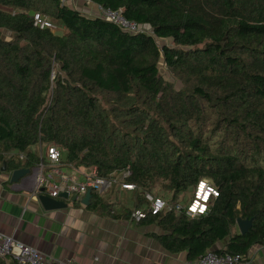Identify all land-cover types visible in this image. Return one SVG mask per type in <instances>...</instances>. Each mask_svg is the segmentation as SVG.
<instances>
[{"label":"trees","instance_id":"16d2710c","mask_svg":"<svg viewBox=\"0 0 264 264\" xmlns=\"http://www.w3.org/2000/svg\"><path fill=\"white\" fill-rule=\"evenodd\" d=\"M94 1L146 31L61 0H0V172L31 169L38 147L56 144L79 169L129 170L138 208L157 185L175 202L207 180L219 194L204 215L145 220L192 262L210 249L247 260L264 244V0ZM38 12L68 32L35 26ZM90 202L113 206L94 192ZM239 218L253 219L246 234Z\"/></svg>","mask_w":264,"mask_h":264},{"label":"crops","instance_id":"0c3cea01","mask_svg":"<svg viewBox=\"0 0 264 264\" xmlns=\"http://www.w3.org/2000/svg\"><path fill=\"white\" fill-rule=\"evenodd\" d=\"M66 5L87 14L96 3L65 0ZM68 32L64 28V34ZM43 146L38 147L42 150ZM12 172H0V233L35 247L52 260L70 264H191L187 252L172 253L155 237L164 231L156 222H137L122 216L134 209L135 190L115 187L103 197L113 204L111 212L85 206L80 200L60 198L66 206L47 210L35 194L31 175L17 182ZM112 210L115 212L113 213ZM0 264H17L0 258ZM240 264H264V244L255 246Z\"/></svg>","mask_w":264,"mask_h":264},{"label":"built area","instance_id":"2783aa9c","mask_svg":"<svg viewBox=\"0 0 264 264\" xmlns=\"http://www.w3.org/2000/svg\"><path fill=\"white\" fill-rule=\"evenodd\" d=\"M63 3L65 0H61ZM86 5L95 4L94 0H81ZM97 4V3H96ZM96 12L89 15L98 16L102 19L116 24L121 30L128 33L145 32L146 28L136 21L127 19L121 10H114L108 7L96 5ZM35 26L40 28H49L52 31L56 26L50 18L35 13ZM55 32V31H54ZM13 155H7L11 158ZM19 159L24 161L26 156L19 154ZM40 161L31 168V177L33 180L35 194L48 195L53 198H61L63 193H68L69 197L77 196L82 200L88 191L91 190L101 197L111 194L112 190L118 185L124 190H135L136 185L126 182V178L131 175L129 170H124L115 177H104L98 174L97 168L83 170L75 165L68 164L63 158V149L56 144H48L44 151L40 153ZM201 185L204 188L201 189ZM218 190L207 180H201L195 187L194 193L188 202L177 200L173 203L166 201L163 197L153 195L151 192L143 194L145 198L144 207H135L131 213V219L140 222L149 216H159L164 212L173 210L177 215L185 213L186 216L195 218L204 215L210 204V201L218 197ZM207 196V199L204 197ZM195 207V211L193 208ZM203 211H200V208ZM114 213L115 211L112 210ZM0 258H12L17 264H70L66 261L52 260L39 249L27 245L17 240L13 235L0 233ZM239 257L230 253H222L216 250H207L191 264H240Z\"/></svg>","mask_w":264,"mask_h":264},{"label":"water","instance_id":"95a60500","mask_svg":"<svg viewBox=\"0 0 264 264\" xmlns=\"http://www.w3.org/2000/svg\"><path fill=\"white\" fill-rule=\"evenodd\" d=\"M2 172H6L7 168H6V163H4V166L1 168ZM31 173V169L28 168H22V169H17L15 171H13L12 176H11V181L12 182H17L19 181L21 178H23L26 175H30ZM61 198H70L69 194L63 193L61 196ZM92 198V192L91 190L87 192V194L85 195V197L81 200V202L85 205V206H89L90 205V201ZM39 199L41 201V203L43 204L44 208L47 210H53V209H60L62 207H65L66 204L62 201L59 200V198H53L50 197L48 195H40ZM72 201L75 202L77 201V196H74L72 198ZM237 226L239 229V232L241 234H246L253 226V219H242L239 218L237 220Z\"/></svg>","mask_w":264,"mask_h":264},{"label":"rangeland","instance_id":"374dc122","mask_svg":"<svg viewBox=\"0 0 264 264\" xmlns=\"http://www.w3.org/2000/svg\"><path fill=\"white\" fill-rule=\"evenodd\" d=\"M52 19V18H50ZM52 22L54 23V25L56 26V29L54 30L56 33L58 34H64V26L59 23L58 21L52 19ZM5 35L8 39H10L12 37V35L8 32H5ZM159 69H160V72L161 74L168 80L170 81H175V78L173 77V75L170 73V71L168 70L166 64H165V61L161 60L160 63H159ZM176 82V81H175ZM181 84L179 82H177V86L179 87ZM43 150L45 149V146L42 148ZM41 151V150H40ZM39 151V152H40ZM63 158L64 160L66 159V152L64 150V154H63ZM118 187V185L116 186V188ZM120 187V186H119ZM152 194L153 195H158V196H161L163 197L166 201L170 202V198H171V193H169L167 190L165 189H162V187L160 185H157L154 190L152 191ZM192 196H191V193H183L179 196V199H183L185 202L186 200L190 199ZM182 200V201H183ZM170 203H173V202H170Z\"/></svg>","mask_w":264,"mask_h":264},{"label":"snow or ice","instance_id":"6c2138e0","mask_svg":"<svg viewBox=\"0 0 264 264\" xmlns=\"http://www.w3.org/2000/svg\"><path fill=\"white\" fill-rule=\"evenodd\" d=\"M203 188H204V185H201V189H203ZM204 198L207 199V196H205ZM195 210H196V209H195V207H194V208H193V211H195ZM203 210H204V209L201 207V208H200V211H203Z\"/></svg>","mask_w":264,"mask_h":264},{"label":"clouds","instance_id":"9594fccd","mask_svg":"<svg viewBox=\"0 0 264 264\" xmlns=\"http://www.w3.org/2000/svg\"><path fill=\"white\" fill-rule=\"evenodd\" d=\"M53 32H54V31H53ZM47 145H48V144H44L43 147L45 146V148H46ZM43 147H42V148H43ZM42 148H41V149H42ZM44 150H45V149H44ZM44 150L42 149L41 151H44ZM39 151H40V150H39ZM41 151H40L39 153H41ZM63 154H64V150H63ZM64 161H65V160H64ZM1 171H2V170H1ZM6 172H8V171L6 170ZM11 172L13 173V171H11ZM193 193H194V192H193Z\"/></svg>","mask_w":264,"mask_h":264}]
</instances>
